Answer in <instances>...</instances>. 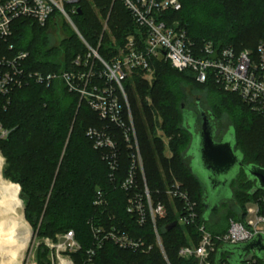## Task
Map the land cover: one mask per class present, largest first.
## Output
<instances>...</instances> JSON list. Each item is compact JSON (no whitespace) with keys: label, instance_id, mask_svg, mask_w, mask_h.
Listing matches in <instances>:
<instances>
[{"label":"trees","instance_id":"16d2710c","mask_svg":"<svg viewBox=\"0 0 264 264\" xmlns=\"http://www.w3.org/2000/svg\"><path fill=\"white\" fill-rule=\"evenodd\" d=\"M180 1L182 10L170 13L167 19L186 28L197 45L212 41L220 50L232 47L242 51L256 49L264 42V0ZM80 5L83 13L73 16V21L87 44L98 49L104 60L123 46L129 36L138 35L135 21L119 0H80ZM104 20H107L113 40L107 33L103 35ZM49 28L50 25L42 28L33 21L20 20L15 24L11 43L17 51L29 53V71L48 75L72 70L77 56L87 53L86 47L67 23L62 25L64 37L60 44H52L47 33ZM152 65L155 72L152 83L143 79L140 75L143 73H138L124 83V88L134 117L152 201L162 202L167 208V217L158 220L164 253L156 245L151 222L141 227L136 217L127 212L128 193L121 189V183L131 166L129 146L120 135L121 169L118 181L113 183L102 153L93 147L87 133L90 129L104 127L105 123L85 100L81 101L80 95L68 90L62 80H55L49 87L35 83L14 92L7 109H0V124L10 131L7 140L0 139V155L6 165L0 176L20 186L26 222L23 228L30 226L39 239L52 240L57 234L72 230L82 248L72 255L76 264H89L87 253L95 244L90 221L99 218L107 227L116 226L136 239L146 240L153 249L141 254L106 243L96 251L93 264H198L195 259L179 258L178 252L186 246L200 245L199 227L204 226L213 237L225 236L231 220H243L245 205L256 200L258 195H264L261 190L251 195L256 183L248 181L242 171L232 183V199L219 208L230 203L236 214L228 215L227 220L234 217L228 220L226 229L218 231L212 226L217 210L206 218L204 186L191 171V160L187 157L193 134L184 124L185 85H190L193 91L204 88L219 98L213 113L216 110L219 115L228 113L231 116L235 149L244 156L245 165L264 168V117L252 111L238 95L221 90L212 81L200 84L194 76H189V71H176L166 62L153 60ZM218 114L212 117L218 119ZM160 119V130L171 137L168 147L172 155L168 158L166 146L156 135ZM140 179L139 188L142 189V177ZM176 180L197 204L198 219L193 225H179L184 216L183 204L167 194ZM98 189L107 195L109 207L106 210L94 204ZM174 222L178 225L168 231ZM224 247L232 246L218 245L212 255V264H216L217 253ZM49 251L43 245L38 248L39 264L47 263ZM229 254L226 251L222 255V264H229ZM244 264H264V259L255 257Z\"/></svg>","mask_w":264,"mask_h":264},{"label":"built area","instance_id":"2783aa9c","mask_svg":"<svg viewBox=\"0 0 264 264\" xmlns=\"http://www.w3.org/2000/svg\"><path fill=\"white\" fill-rule=\"evenodd\" d=\"M119 1L135 21L139 32L138 35L129 36L123 46L104 60L98 49L87 44L73 21L72 17L78 14L81 7L80 0H0V100L5 101L0 102V109H7L14 92L35 83L49 87L55 80H62L68 90L80 95L81 101L85 100L105 123L104 127L90 129L87 133L93 147L102 153L113 183L118 181L121 169L120 135L129 146L131 166L128 176L121 183V189L128 193L127 212L136 217L141 227L151 222L156 245L164 253L158 220L167 217V208L162 202L152 201L124 83L136 73L146 76L155 74L153 60L166 62L176 71L194 73L200 84L212 81L221 90L238 95L252 111L264 117V42L256 49L242 51L232 47L220 50L212 41L200 46L190 39L188 31L179 22H169L167 19L170 13L182 10L180 0ZM57 18L63 19L77 33L87 53L77 56L70 71L48 75L29 71V53L17 51L11 43L15 24L27 20L45 28L56 22ZM9 133L0 124V139L7 140ZM141 177L142 189L139 188ZM167 194L183 204L184 216L179 224L193 225L198 219L197 204L190 200L188 192L175 182ZM94 204L101 210L109 207L103 190L98 189ZM243 212L242 221H230L225 236L213 237L204 226L199 227L200 245L181 248L179 258L195 259L198 264H212V255L218 245L238 246L250 243L257 237L264 238V195H258L256 200L248 202ZM90 225L95 244L87 253L89 264H93L96 251L106 243L142 254H148L153 249L146 240L136 239L116 226L107 227L100 218L90 221ZM42 245L50 250L46 264H76L72 255L82 250L72 230L57 234L55 240L44 238L37 248ZM29 264H39L37 256Z\"/></svg>","mask_w":264,"mask_h":264},{"label":"water","instance_id":"95a60500","mask_svg":"<svg viewBox=\"0 0 264 264\" xmlns=\"http://www.w3.org/2000/svg\"><path fill=\"white\" fill-rule=\"evenodd\" d=\"M82 8H78V15H82ZM201 130L196 132V124L199 122V115L183 109L184 124L192 121L190 131L193 134L192 144L187 152L190 158L191 171L199 178L204 186V206L206 218L209 219L215 210L232 199V183L237 179L242 171L245 172L247 180L256 183L255 189L251 192L254 196L258 191H264V168L257 165H245L244 156L236 151L235 133L233 127L220 140L216 141L218 127L214 117L213 120L200 110ZM178 225L174 222L167 228L168 231ZM229 251V264H244L251 262L255 257L264 259V238L257 237L250 243L221 248L217 253L216 264L223 263L222 255ZM255 252L256 255L253 254Z\"/></svg>","mask_w":264,"mask_h":264},{"label":"rangeland","instance_id":"374dc122","mask_svg":"<svg viewBox=\"0 0 264 264\" xmlns=\"http://www.w3.org/2000/svg\"><path fill=\"white\" fill-rule=\"evenodd\" d=\"M57 19L58 20L56 22L52 23V25L50 26V28L47 31V33H49V35L51 37L52 44H55V45H59L60 42L62 41L63 37H64L63 34L61 33V30H62V25H63V23H65V21L63 19H59V18H57ZM106 23H107V20H104L103 21V30H102L103 35H105V33H107V35L113 40V38L111 37V31L109 30L108 25L106 27ZM246 50H249V49H246ZM136 74H138V73H136ZM140 75L149 84L152 83L154 81V78H155V74L150 75V76H146L144 74H140ZM194 75H195L194 73L189 72V76L193 77ZM191 88L192 87L190 85H185L184 92H183L185 94L183 100H184V103L186 104L187 110L193 111L196 107L197 100H200L201 101V107L203 108L205 113H207V115L213 120L212 114H216V113L218 114V112L215 110L214 112H216V113H213L212 109L219 102V98H217V96L214 93L210 92L209 90L206 91L204 88L199 87V89H197L195 91H193V89H191ZM213 121L216 122V124H217L218 137L220 140L231 129V126H232L231 116L228 113H223L222 115L218 114V119H215ZM145 123H146L145 128L147 129V127H148L147 122L145 121ZM158 124H159V126H158ZM158 124L155 128L156 135L158 138L161 139V143L164 144V146H166L165 154H166V158H168L172 155V153L169 151V147H168L170 145L169 142L171 141V137L166 135L163 130H160V126L162 124L161 119L159 120ZM185 125H186V127H192L193 123H192V121H186ZM0 153L2 154V152H0ZM175 182L180 184L177 180ZM20 192H21V190H20ZM234 213H235L234 207H232L230 205V203H229V205L227 204V206L222 207L221 209L217 210L214 213L213 220L211 223L212 226L215 227L218 231L222 230V229H226V227L228 226V222H229L228 220L234 216H231L228 220H227V217L229 214H234ZM179 225L182 226L181 223ZM32 231H33V235H32L33 238H32V241L30 243V246L28 248V253L26 254V257H25L22 264H29V262L34 261V257L36 258V256H38L37 245L39 243H41L43 240V238L39 239L38 236H36L37 233L33 230V228H32ZM25 240H26V237L18 239V241L14 245L17 252H19L18 250L21 248V246L23 245ZM143 254H145V253H143ZM253 254L256 255L255 252H253Z\"/></svg>","mask_w":264,"mask_h":264},{"label":"bare ground","instance_id":"6f19581e","mask_svg":"<svg viewBox=\"0 0 264 264\" xmlns=\"http://www.w3.org/2000/svg\"><path fill=\"white\" fill-rule=\"evenodd\" d=\"M6 168L0 155V172ZM20 186L0 176V264H22L33 238L30 226L26 229ZM23 245L16 251L18 239L25 238Z\"/></svg>","mask_w":264,"mask_h":264},{"label":"flooded vegetation","instance_id":"af4514ba","mask_svg":"<svg viewBox=\"0 0 264 264\" xmlns=\"http://www.w3.org/2000/svg\"><path fill=\"white\" fill-rule=\"evenodd\" d=\"M202 109V107H201V101L200 100H197V104H196V107H195V109L193 110V111H191L190 110V112L191 113H196V114H198L199 115V122L196 124V132H199V130H201L202 128H201V119H202V117H201V113H200V110ZM186 126V125H185ZM186 128H189L190 130L191 129H193V128H191V127H186ZM225 136V135H224ZM215 140L216 141H220L219 140V137H218V132H217V135H216V138H215Z\"/></svg>","mask_w":264,"mask_h":264}]
</instances>
